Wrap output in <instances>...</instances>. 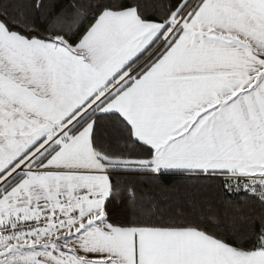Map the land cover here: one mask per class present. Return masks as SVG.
Returning <instances> with one entry per match:
<instances>
[{
  "label": "snow or ice",
  "instance_id": "6c2138e0",
  "mask_svg": "<svg viewBox=\"0 0 264 264\" xmlns=\"http://www.w3.org/2000/svg\"><path fill=\"white\" fill-rule=\"evenodd\" d=\"M0 264H264V0H0Z\"/></svg>",
  "mask_w": 264,
  "mask_h": 264
},
{
  "label": "trees",
  "instance_id": "16d2710c",
  "mask_svg": "<svg viewBox=\"0 0 264 264\" xmlns=\"http://www.w3.org/2000/svg\"><path fill=\"white\" fill-rule=\"evenodd\" d=\"M46 2L53 5L66 6L71 3V0H46ZM162 183L168 189L162 195L171 198L169 202L173 208L180 205L185 211H189L192 202L200 203L202 201L203 194L193 190L180 177H169L163 180ZM140 186L145 190L150 191L152 189V185L146 181L142 182Z\"/></svg>",
  "mask_w": 264,
  "mask_h": 264
}]
</instances>
